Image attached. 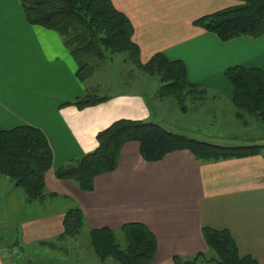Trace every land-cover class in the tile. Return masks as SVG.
<instances>
[{
	"label": "crops",
	"instance_id": "crops-1",
	"mask_svg": "<svg viewBox=\"0 0 264 264\" xmlns=\"http://www.w3.org/2000/svg\"><path fill=\"white\" fill-rule=\"evenodd\" d=\"M111 1L129 19L142 62L156 52L181 59L191 82L216 91L228 102L232 98V87L224 76L228 66L264 70V35L222 42L193 23L238 4L237 0ZM76 69L60 35L29 24L18 0H0V127H38L52 150L45 187L71 198V204L58 198L57 206L53 200H44L43 207L52 208L23 221L22 242L60 234L66 208L76 204L87 231L109 227L118 232L125 223H142L156 239L153 264H175L174 256L186 258L206 251L202 227L228 229L241 255L250 254L264 264L263 152L213 161L179 149L146 161L139 143L127 141L120 147L115 169L94 177L91 190L54 176L56 167L93 150L96 133L112 121L152 117L140 90L112 92L111 99L83 109L63 105L88 87L96 88V78L81 82ZM39 231L45 234L36 236L34 232Z\"/></svg>",
	"mask_w": 264,
	"mask_h": 264
},
{
	"label": "trees",
	"instance_id": "trees-1",
	"mask_svg": "<svg viewBox=\"0 0 264 264\" xmlns=\"http://www.w3.org/2000/svg\"><path fill=\"white\" fill-rule=\"evenodd\" d=\"M18 1L29 24L54 30L60 35L76 62V76L81 82L93 77L94 68L98 61L105 60L107 52L123 53L125 62L134 67L132 71L159 80L156 96H172L181 109L186 108L184 100L194 101L207 96L204 87L188 79L181 59H169L163 52H156L142 62L140 49L132 40L129 19L111 0ZM237 1L238 4L198 17L193 23L216 34L222 42L244 35L251 38L264 35V0ZM132 71L128 73L129 79L133 78ZM224 76L232 85L235 115L242 117L246 112L264 123V70L231 65L225 69ZM88 88L83 95L63 105L83 109L112 98L110 93L100 94L96 88ZM95 139L97 144L93 150L56 167L55 177L71 179L80 189L91 190L94 177L115 169L120 147L127 141L139 143L140 155L146 161L161 159L166 153L179 149L190 150L200 160L217 161L252 156L261 153L264 147L254 136H248L240 143L217 144L169 131L151 120L128 118L112 121L96 133ZM237 139L232 136V140ZM51 166L52 150L38 127L29 124L9 129L0 127V175L22 187L26 201L31 203L44 198V173ZM47 195L56 194L48 192ZM83 223L82 211L75 204L64 213L63 231L51 239L64 240L77 235ZM88 232L91 248L101 261L110 257L115 264H153L156 239L142 223H125L118 232L109 227ZM202 235L207 250L186 258L174 256L175 264H261L250 254L238 252L228 229L202 227ZM46 240L42 239L40 244L54 246Z\"/></svg>",
	"mask_w": 264,
	"mask_h": 264
},
{
	"label": "rangeland",
	"instance_id": "rangeland-1",
	"mask_svg": "<svg viewBox=\"0 0 264 264\" xmlns=\"http://www.w3.org/2000/svg\"><path fill=\"white\" fill-rule=\"evenodd\" d=\"M106 55L105 60L98 61L94 68L93 77L97 79L93 82L96 83L94 86H98V82L104 83V86L97 87L102 90L100 93L140 90L150 105V120L167 130L172 129L177 133L217 144L240 143L248 136H254L259 138L258 143L264 145V123L246 112L242 117L236 116L232 98L228 102L220 94L214 93L216 91L199 84L206 89L207 96L194 101L188 98L184 100L186 108L181 109L172 96H156L160 88L159 80L140 71H132L134 67L125 62V54L107 52ZM129 71L133 72L132 79H129ZM232 136H237L240 140L234 141ZM261 152L264 154V147ZM44 191V198L30 203L25 200L22 187L15 186L6 176L0 175V257L3 264H115L110 257L104 261L98 259L91 248L89 230L83 227L77 235L68 236L64 240H46L54 246L49 243L40 244L41 238L31 243H27V240L25 244L22 242L23 221L50 210L52 205L43 207L44 200H53V206L60 203L58 198L63 204H71V198L67 195L54 192L56 195L49 196L47 193L51 191L46 187ZM34 233L36 236L45 234L42 231ZM118 237L121 238L120 235Z\"/></svg>",
	"mask_w": 264,
	"mask_h": 264
}]
</instances>
